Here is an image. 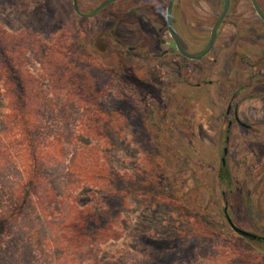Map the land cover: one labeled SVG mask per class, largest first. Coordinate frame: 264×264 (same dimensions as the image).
<instances>
[{
	"label": "rangeland",
	"instance_id": "rangeland-1",
	"mask_svg": "<svg viewBox=\"0 0 264 264\" xmlns=\"http://www.w3.org/2000/svg\"><path fill=\"white\" fill-rule=\"evenodd\" d=\"M168 2L119 0L81 18L73 0H0L1 28L64 46L71 72L88 80L81 95L76 81L45 69L34 45L19 47L38 95L64 100L39 126L40 143L55 150L47 176L67 208L34 199L49 221L41 244L22 225L35 217L0 193V264H264V24L251 0H231L211 53L189 60L175 51ZM223 5L209 13L175 3L187 53L207 46ZM28 150L15 148L21 175Z\"/></svg>",
	"mask_w": 264,
	"mask_h": 264
},
{
	"label": "trees",
	"instance_id": "trees-1",
	"mask_svg": "<svg viewBox=\"0 0 264 264\" xmlns=\"http://www.w3.org/2000/svg\"><path fill=\"white\" fill-rule=\"evenodd\" d=\"M29 42L34 45L36 58L45 69H49L50 73H56L65 81H76L77 87L80 86L81 95H88L86 92L88 80L81 72H71L70 64L65 62L69 52L67 55L64 54L66 51L64 46L55 48L36 36H14L0 27V77L4 80L2 88L0 87V193L10 194L19 213L25 211L28 217H35L33 220L27 218L28 224L22 225L27 228V234L35 232L42 244L44 242L42 237L49 229V221L47 216H42L41 212L44 209H37L33 204L34 199L38 198L40 205L62 204L64 211L67 206L65 207L64 201H60L62 198L66 199L63 188L47 176V163L51 165L50 160L55 158V150H49L50 144L40 143L39 119L42 113L57 118L59 113L57 109L64 104V100L56 103L49 95H38L39 88L35 85L38 82L30 74L23 56L20 55L19 47L23 49ZM75 73L78 74V79L73 77ZM70 106L74 107L71 103ZM91 122L88 120V124L91 125ZM21 145L28 146L29 158L26 159V163L30 167V170H26V174L22 175L15 154V148ZM4 216L5 212L0 208V220L4 219ZM42 252L43 255L48 253L45 250ZM55 262L54 259L45 258L40 264Z\"/></svg>",
	"mask_w": 264,
	"mask_h": 264
},
{
	"label": "water",
	"instance_id": "water-1",
	"mask_svg": "<svg viewBox=\"0 0 264 264\" xmlns=\"http://www.w3.org/2000/svg\"><path fill=\"white\" fill-rule=\"evenodd\" d=\"M117 1H119V0H106L99 7H97L96 9H94V10H92L90 12H83L80 9L79 0H73V5H74V10H75L76 14L78 16H80L81 18H93V17H96L97 15H99L100 13H102L108 6L116 3ZM251 2L253 4L254 8L256 9L258 15L264 21V13L262 12L261 8L259 7L258 1L257 0H251ZM174 4H175V0H169L168 7H167V22H168L169 33H170L172 39L175 42V45L177 47L178 52L183 57H185V58H187L189 60L198 61V60H201V59L205 58L207 55H209L211 53V51L213 50V48H214V46L216 44L217 37H218V32H219L223 22L225 21L227 15H228L229 9L231 7V0H225L223 11H222L220 17L218 18L217 22L213 26L209 43L198 54H189V53H187L184 50V48H183V46H182V44H181V42H180V40L178 38L177 33L175 32L174 25H173V19H172ZM229 222H230L233 230L236 231L237 233L241 234L242 236L250 238L252 240H255V239H259L260 240V238L257 237L256 235H253V234H251L249 232H246V231H243V230L237 228L232 223L231 220H229Z\"/></svg>",
	"mask_w": 264,
	"mask_h": 264
},
{
	"label": "flooded vegetation",
	"instance_id": "flooded-vegetation-1",
	"mask_svg": "<svg viewBox=\"0 0 264 264\" xmlns=\"http://www.w3.org/2000/svg\"><path fill=\"white\" fill-rule=\"evenodd\" d=\"M177 1L178 0H175V3H177ZM216 0H194V3H195V6L197 7V9H199V11L202 9V7H203V5H204V7H205V9H208V10H210V12L209 13H211L212 12V8H213V6H214V2H215ZM224 2H225V0H224ZM169 3V2H168ZM259 4V3H258ZM175 5V4H174ZM253 5V4H252ZM254 7V6H253ZM259 7L261 8V10H262V12L264 13V9H263V7L259 4ZM223 8H224V5H223ZM231 8V7H230ZM254 10H255V12H256V14H257V17H258V20L262 23V24H264V21L261 19V17L258 15V13H257V11H256V9L254 8ZM223 11V10H222ZM229 12H230V9H229ZM229 12H228V15H227V17L229 16ZM222 13V12H221ZM200 14V13H199ZM221 15V14H220ZM220 15H219V17H220ZM218 17V18H219ZM227 17H226V19H227ZM218 18H217V20H218ZM172 19H173V14H172ZM226 19H225V21H226ZM166 20H167V13H166ZM217 20H216V22H217ZM225 21L223 22V24L225 23ZM215 22V23H216ZM167 24H168V22H167ZM222 24V25H223ZM215 25V24H214ZM221 28H222V26H221ZM221 28H220V30H221ZM213 29V28H212ZM220 30H219V32H218V36H219V34H220ZM211 33H212V31H211ZM247 35H249V36H252L253 34H252V32H249V33H247ZM211 37V36H210ZM179 38V37H178ZM218 38V37H217ZM257 38V37H256ZM260 38H264L263 36H260ZM174 41V40H173ZM175 43V42H174ZM176 46V45H175ZM175 51H177L178 52V50H177V47H176V49H175ZM262 98H263V100H264V93L262 94ZM230 113V112H229ZM234 115L236 116V120H238V116H237V114H235L234 113ZM248 129L250 128V126H246ZM255 240H258V241H260V240H262L261 238H260V240L259 239H255Z\"/></svg>",
	"mask_w": 264,
	"mask_h": 264
}]
</instances>
